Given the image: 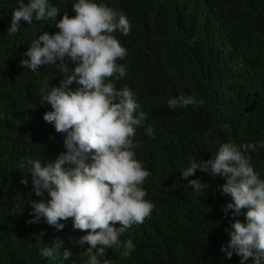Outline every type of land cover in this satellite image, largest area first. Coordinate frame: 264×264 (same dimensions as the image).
I'll use <instances>...</instances> for the list:
<instances>
[{"label":"trees","instance_id":"1","mask_svg":"<svg viewBox=\"0 0 264 264\" xmlns=\"http://www.w3.org/2000/svg\"><path fill=\"white\" fill-rule=\"evenodd\" d=\"M28 3V0H24ZM77 0H49L60 11L75 16ZM122 12L131 25L125 36L114 33L127 56L126 76L112 81L127 85L147 114L136 128L133 149L150 175L142 188L154 208L142 224H133L120 237L135 245L128 257L121 247L105 249L98 257L110 264H241L226 248L232 223H246L247 209L225 215L231 197L222 195V177L197 170L188 180L200 179L206 191L196 192L180 171L190 157L207 160L219 145L256 144L251 151L254 170L264 179V0H94ZM18 0H0V264H86L88 245L78 243L86 232L75 230L73 220L61 221L62 230L44 217L37 222L32 201L47 202V191L37 196L21 160L54 161L64 147V133L43 116L51 106L40 104V89L58 87L63 75L54 65L32 71L21 66L31 41L44 32L56 34L55 19L20 22L7 33ZM59 63V61H57ZM69 66L76 65L69 61ZM72 89L79 87L73 83ZM194 96L199 104L169 109L173 96ZM36 104L35 110L30 105ZM151 126L153 135L146 134ZM67 166V165H66ZM29 175L24 185L23 176ZM116 228L120 225L116 224ZM54 247V257L40 249ZM229 251L231 249H228ZM64 251H70L69 258ZM244 264H254L252 258Z\"/></svg>","mask_w":264,"mask_h":264},{"label":"clouds","instance_id":"2","mask_svg":"<svg viewBox=\"0 0 264 264\" xmlns=\"http://www.w3.org/2000/svg\"><path fill=\"white\" fill-rule=\"evenodd\" d=\"M75 16L67 12L56 20L59 10L49 0H18L12 11L9 35L20 30V22L28 25L45 19H55L56 34L44 32L31 41L23 53L21 66L32 71L41 66L54 65L63 75L58 87H42L40 104L51 106L43 119L54 125L57 133H64V147L54 161L21 160L18 167L27 168L32 190L37 196L48 192L47 202L32 201L37 222L44 217L50 226L62 230L61 221L73 220V228L86 232L78 243L88 245L84 251L86 264H101L98 257L105 249L122 247L121 255L128 257L135 245L131 239L121 242L119 237L133 224H142L151 215L154 205L145 199L142 188L150 172L135 158L133 149L136 128L147 114L140 109L133 91L125 84L116 88V81L126 76V65L117 63L127 56V49L114 35L117 31L127 36L131 31L128 18L119 11L94 0H77L73 5ZM59 61V63H57ZM69 61L76 65L69 66ZM73 83L79 87L72 89ZM194 96H173L167 100L169 109L199 104ZM37 105H30L35 110ZM146 134L153 135L148 126ZM264 147V142L260 143ZM256 144L237 145L226 142L219 145L210 159L190 157L180 173L185 180L199 169L212 177H222L226 183L219 186L222 195L231 197L224 212L233 210V216L247 209L246 223L235 220L231 225L230 241L226 248L241 257V264L252 258L254 264H264V179L254 170L251 151ZM67 165V166H66ZM21 182L29 184V175ZM196 192L209 187L199 178L188 180ZM120 227L116 228L115 225ZM228 249H231L230 251ZM44 257H54V247L40 249ZM72 255L64 251L67 259ZM103 264H110L105 259Z\"/></svg>","mask_w":264,"mask_h":264}]
</instances>
